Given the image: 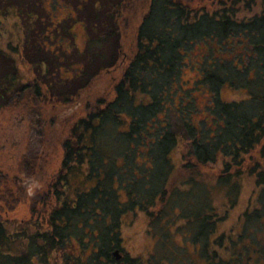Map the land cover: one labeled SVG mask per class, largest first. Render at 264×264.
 <instances>
[{
  "label": "trees",
  "instance_id": "trees-1",
  "mask_svg": "<svg viewBox=\"0 0 264 264\" xmlns=\"http://www.w3.org/2000/svg\"><path fill=\"white\" fill-rule=\"evenodd\" d=\"M190 1L149 0L137 26L135 52L114 84L112 96L99 98L94 109L70 125L62 140L61 168L55 179L59 187L54 191L55 204L47 217L48 228L28 233L26 246L17 247L21 232H11L0 218V264H32L37 253L49 264L54 251H62L60 264H167L168 257L157 261L151 253L145 260L127 254L119 260L112 256L114 248L120 249L124 213L137 209L146 214L152 231L171 229L182 237L176 243L184 245L191 241L209 264L214 261L255 264L236 251H229L231 244L237 250L231 234H217V229L238 203L242 177H252L258 189L256 203L264 205V0L258 10H254L258 0H220L214 9L201 11L193 10ZM98 2L93 0L91 12L94 16L102 14L107 21L102 27V22L92 25L86 47L94 57L103 59L101 52L105 46H112L110 54L88 72L86 80L82 78L86 60L78 61L82 66L74 63L77 75L67 82L72 77H63L65 65L47 44L52 43L51 32L56 34L58 27L52 30L48 25H36L41 19L35 23L33 12L25 17L21 3L4 5V0H0V21L1 17L14 16V25L17 29L19 24L24 40L21 48L12 41L0 46V105H11L12 96H16L20 82L18 58L27 62L34 76L25 86L22 94L27 96L22 95V99L45 101L49 91L60 104L70 101L93 77L117 63L121 46L117 16L121 0L114 3L107 0L108 5L94 9ZM242 9L249 14L241 17ZM84 26L88 30L89 25ZM95 32L101 33L93 37ZM200 42L227 45L229 51L240 49L232 57L235 60L198 61L200 76L192 87L214 102L210 122L201 120L207 125L206 132L204 124L198 126L193 122L194 113L187 115L171 108L174 98L165 91L172 79L181 74L183 52ZM33 53L38 57L30 58ZM211 53L212 49L208 57ZM54 74H59V87L51 78ZM225 83L243 90L246 96L222 100L218 91ZM168 110L174 111L176 121L166 116ZM30 117L33 119L32 111ZM32 139L23 162L30 168L34 164L31 157L37 153L34 144H39L35 135ZM179 140L184 148L182 169L188 173L177 181L171 171L174 166L171 153ZM217 161L221 166L213 186L224 191L222 213L212 202L211 183L206 191L195 195L196 188L208 184L199 167ZM159 165L169 167L170 172L155 173ZM110 179L124 185L122 194L109 185ZM252 209L246 208L239 215L242 224L238 236L247 235L243 232L246 225L260 221L264 214L259 205ZM227 239L229 245L225 243Z\"/></svg>",
  "mask_w": 264,
  "mask_h": 264
},
{
  "label": "rangeland",
  "instance_id": "rangeland-1",
  "mask_svg": "<svg viewBox=\"0 0 264 264\" xmlns=\"http://www.w3.org/2000/svg\"><path fill=\"white\" fill-rule=\"evenodd\" d=\"M117 1L111 0V3ZM258 1L259 3L254 10L260 9L262 5L260 4L261 0ZM9 2L15 5L21 3L24 6L23 13L25 17L30 12H33L35 14L34 18H37L35 23L38 18L41 19L36 25L42 27L48 25L52 30L58 27L56 34H54V31L51 32L52 43H46L52 47L53 52L57 54L55 55L65 65L62 70L63 77H72L67 82H72L73 77L77 75L75 73L78 69L73 66L74 63L78 64V61L86 60V66H82L79 63L85 72H81L84 73L82 78L86 80L89 78L88 72L94 70L100 61L107 60L110 54L108 52L109 48H112L111 45L108 48L105 46L104 52L100 49L103 59L94 57L93 52L91 53L90 51L91 49L86 47L85 40L92 25L96 23L98 25L102 22L100 26L102 27L104 25L103 22L107 21L102 14L94 16L91 12L93 0H4L3 4L5 5ZM107 3V0H100L98 7L93 8H103L108 5ZM148 3L149 0H121L117 16L121 39L117 63L93 77L90 83L73 96L70 101L60 104L55 100V96L48 91L45 101L29 98L27 102L22 99V95L27 96L24 93L19 97L14 96L11 99L13 101L12 104L6 105L0 111V218L11 232H21L17 247H22V244L25 245L28 233L48 228L47 217L51 207L55 204L54 191L58 186L53 183L60 171L63 156L62 140H64L70 125L79 117L94 109V104L99 98L107 99L112 96L114 84L121 78L124 68L135 52L137 26L149 6ZM219 3L220 0H191L189 4L193 10L201 11L212 10ZM248 14L245 9L239 12L241 17ZM1 18L0 46L5 47L6 42L12 41L13 45L21 48L24 41L23 34L19 24H16L18 25L17 29L14 25L15 17L10 14L8 18ZM83 19L86 20L84 22L85 25H89L88 30L84 23L80 22ZM36 25L34 24L33 26L35 27ZM99 29L101 30V28ZM38 30H35L36 34H38ZM29 33L31 34V32ZM97 33H92L93 37L97 36ZM60 37L62 40L59 39ZM60 40L65 47H62ZM105 42L108 43V40ZM84 49L85 53L83 54ZM210 49H212V53L208 57ZM239 51V47L229 51L227 45L221 46L217 42H200L194 45L192 49L190 48L188 51L183 52L181 61H183L184 67L181 74L173 78L169 87L165 90L168 97L174 98L171 108L179 109L187 115L194 113L193 122L198 126L204 124L202 127L204 132H206L207 125L205 126V123L201 120L203 119L207 123L210 122L214 102L212 99L209 100L208 97L202 96L201 91L192 87L200 76V64H198V61H203L204 59L209 61L214 59L235 60L232 57H236ZM50 54H48L49 58H51ZM37 57L38 55L35 53L30 54V58ZM17 64L25 81L34 79L33 69L28 66L26 61H20L18 58ZM35 75L39 76L38 74ZM51 78L56 83L55 86L59 87L60 85L57 82L60 78L59 74H54ZM218 95L222 100H232L243 98L246 93L243 90H236L225 83L220 87ZM208 100L209 102H207ZM30 111L33 113V119L29 118ZM206 111L210 113H206ZM172 112L174 111L168 110L166 116L173 118L174 114ZM16 114H18L17 117L15 116ZM31 120L33 123H31ZM19 121L21 126L16 125ZM172 121L174 122L176 119L173 118ZM33 125L34 127L30 129ZM33 135H35V139L37 138L36 140L39 141V144L37 145L36 142L34 144L37 146V153L31 157L34 164L30 168V166L24 165L23 162H25L26 150L28 146L31 147L30 142L34 140L32 139ZM183 149L182 141L179 140V143L171 153V161L174 164L171 171H174L173 178L177 181L179 179L182 180L188 173V171L182 169ZM141 150L144 152V147ZM220 166L221 162L217 161L209 164V166L199 167L202 177L205 180L207 179L208 184L202 186L201 189L196 188L197 192L195 195L206 191L211 183L212 202L219 207L222 213L225 194L221 188L213 186ZM157 168L158 170H155V173L170 172L169 167L162 168L159 165ZM240 180L238 203L229 210L227 219L219 224L217 234L220 232H225L227 236L231 234L237 250L231 244L229 251H236L237 255L242 256V258H249L255 264H264V258H262L264 255V214L260 221H253L246 225L247 228H245L246 230L243 229V232L247 233V235L238 236V231L241 229L242 224L239 217L241 212L246 210V208L253 210L252 208L258 205L261 211L264 212V205L256 203L258 189L254 187L252 177L244 176ZM108 182L112 188L122 194L124 188L122 183L119 182L118 185L115 179H110ZM122 199L125 200L124 194ZM121 220L119 247L123 254L141 257L145 260L151 253V257L157 261H164L168 257L166 259L167 264H209L201 253L200 248L192 245L191 241H187L184 245L176 243L175 240L177 242L182 241V237L180 235L176 236L171 229L168 228L167 231L163 232L152 231L148 227V217L140 209L124 213ZM225 243L229 245L228 239ZM39 254L34 255L32 264H45L44 259H41ZM61 261L62 251L52 252L49 264H60ZM211 264H218V262L214 261Z\"/></svg>",
  "mask_w": 264,
  "mask_h": 264
},
{
  "label": "flooded vegetation",
  "instance_id": "flooded-vegetation-1",
  "mask_svg": "<svg viewBox=\"0 0 264 264\" xmlns=\"http://www.w3.org/2000/svg\"><path fill=\"white\" fill-rule=\"evenodd\" d=\"M18 61H16V65L18 66ZM18 69H19V73H20V82H19V86L16 88L17 90H16V92H15V95H16V97L18 96H21L22 95V93H23V90H24V88H25V86H27L29 83H31V81L32 80H28V81H25L24 80V78L22 77V75H21V71H20V68L18 67ZM11 98V97H10ZM12 98H13V96H12ZM11 98V99H12ZM8 106L9 104H1L0 105V111L3 109V108H5V106ZM15 105V104H14ZM17 115L18 114H16L15 116L17 117ZM23 118V117H22ZM24 119V118H23ZM21 121H22V119H21ZM17 126H19L20 125V121L16 124ZM21 126V125H20ZM59 173H60V171H59ZM58 173V174H59ZM53 184H55V181H54V183Z\"/></svg>",
  "mask_w": 264,
  "mask_h": 264
},
{
  "label": "water",
  "instance_id": "water-1",
  "mask_svg": "<svg viewBox=\"0 0 264 264\" xmlns=\"http://www.w3.org/2000/svg\"><path fill=\"white\" fill-rule=\"evenodd\" d=\"M111 254L116 260L121 259L122 255H123L119 248H114L112 250Z\"/></svg>",
  "mask_w": 264,
  "mask_h": 264
}]
</instances>
